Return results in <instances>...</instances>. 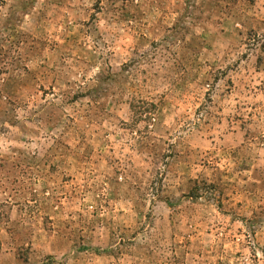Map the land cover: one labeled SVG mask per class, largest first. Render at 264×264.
Masks as SVG:
<instances>
[{
	"label": "rangeland",
	"instance_id": "rangeland-1",
	"mask_svg": "<svg viewBox=\"0 0 264 264\" xmlns=\"http://www.w3.org/2000/svg\"><path fill=\"white\" fill-rule=\"evenodd\" d=\"M0 264H264V0H0Z\"/></svg>",
	"mask_w": 264,
	"mask_h": 264
}]
</instances>
